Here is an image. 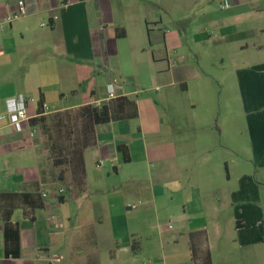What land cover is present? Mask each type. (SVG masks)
<instances>
[{"label":"crops","instance_id":"obj_1","mask_svg":"<svg viewBox=\"0 0 264 264\" xmlns=\"http://www.w3.org/2000/svg\"><path fill=\"white\" fill-rule=\"evenodd\" d=\"M224 1L231 7L221 8ZM196 2L0 0V23L21 6L27 10L0 29V113L19 94L31 100L32 118L39 103L52 113L108 102L106 87L98 96L86 82L129 51L127 42L146 41L184 91L206 76L186 64L187 54L180 56L189 40L214 45L222 63L241 61L226 75L234 114L215 125L218 142L212 133L156 137L137 129V102L136 118L96 127L81 195L50 175L37 135L31 139L0 122V192L38 191L45 203L30 217L22 209L13 213L18 257L6 250L0 221V264H139L144 241H155L156 229L166 245L164 264H192L188 234L197 231L206 232L213 264H264V0H220L202 9ZM161 10L169 14L167 24ZM117 29L126 36L115 38ZM117 92L132 99L124 85ZM54 103L60 106L50 108Z\"/></svg>","mask_w":264,"mask_h":264},{"label":"rangeland","instance_id":"obj_2","mask_svg":"<svg viewBox=\"0 0 264 264\" xmlns=\"http://www.w3.org/2000/svg\"><path fill=\"white\" fill-rule=\"evenodd\" d=\"M219 1L197 0L196 6L206 7L215 5ZM160 16L164 24H167L169 14L161 10ZM183 42L185 43V39ZM144 43L135 45L127 42L129 51L126 49L120 59H110L108 65L104 63L86 83L96 86L98 96L102 95L103 89L110 82L116 87L124 85L126 92L131 93L130 97L138 102L139 117L132 122L137 129L142 128L147 133L154 132L156 137L195 138L212 133L218 142L220 131H217L215 125L219 128L221 121L224 122L225 118L234 114L233 108L226 102V75L230 67L240 64L241 61L226 58L222 63L214 45H197L192 40H189L188 45L180 44L182 45L179 49L180 56L188 55L186 64L205 72L206 75L200 82L186 84L187 89L184 91L182 85L176 83L172 75L163 72L166 67L165 61L155 60L153 56L156 53L152 54L149 44L144 45ZM142 46H145V51L142 50ZM130 47H136L137 50L133 51ZM53 106L50 108H57L60 105L54 103ZM238 114L241 115L240 108ZM155 136H149V139ZM35 141L41 147L44 146V140L39 136V132ZM49 163L50 175L59 182L60 171L65 167H54L51 162ZM59 186L75 193L70 187L69 172L66 174V179L59 182ZM62 193L59 191L58 195L61 196ZM160 221H165V218H161ZM156 223V219H152L154 226ZM158 231L161 230L156 229L155 241H144L143 251L136 258L139 264H164L162 248L166 245L164 241L159 242L161 237ZM165 238L167 239L168 236Z\"/></svg>","mask_w":264,"mask_h":264},{"label":"trees","instance_id":"obj_3","mask_svg":"<svg viewBox=\"0 0 264 264\" xmlns=\"http://www.w3.org/2000/svg\"><path fill=\"white\" fill-rule=\"evenodd\" d=\"M115 38H124L123 29L114 30ZM43 104L39 103L38 114H43ZM138 116L137 101L126 96L118 97L100 106L86 104L74 109L52 112L33 117L32 126L38 128L44 140L48 160L54 167H65L59 174V182L70 173L71 188L77 195L86 191L85 152L96 145V127L113 121L134 119ZM125 162L129 161L125 146L118 148ZM63 201V197L60 198ZM45 206L40 192L10 193L0 192V221L4 223L6 250L13 256L20 255L19 230L11 218L17 209H22L30 217L36 210ZM192 264H213L205 231L188 234Z\"/></svg>","mask_w":264,"mask_h":264},{"label":"built area","instance_id":"obj_4","mask_svg":"<svg viewBox=\"0 0 264 264\" xmlns=\"http://www.w3.org/2000/svg\"><path fill=\"white\" fill-rule=\"evenodd\" d=\"M231 7L229 1H224L221 8L228 9ZM27 15V10L24 6H21L15 13L7 16L3 22L0 23V29H3L6 25L11 24L13 21L20 19ZM57 19V17H54ZM107 100H113L120 95L117 92V87L114 83L110 82L106 87ZM31 100L23 94H19L11 99L7 100L6 112L0 113V122L6 121L7 125L17 133H27L29 138H34L38 134V128L31 125L30 120L32 117L29 115V104ZM99 106V105H98ZM43 114L51 113L49 107L46 104L42 106ZM43 114L36 113V116ZM35 116V117H36ZM135 205H128V208H135Z\"/></svg>","mask_w":264,"mask_h":264}]
</instances>
